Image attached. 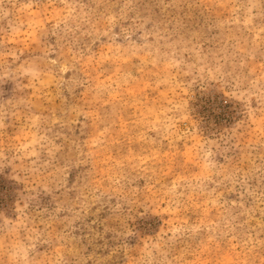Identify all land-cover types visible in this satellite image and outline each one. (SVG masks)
<instances>
[{"label": "rangeland", "instance_id": "1", "mask_svg": "<svg viewBox=\"0 0 264 264\" xmlns=\"http://www.w3.org/2000/svg\"><path fill=\"white\" fill-rule=\"evenodd\" d=\"M0 264H264V0H0Z\"/></svg>", "mask_w": 264, "mask_h": 264}]
</instances>
